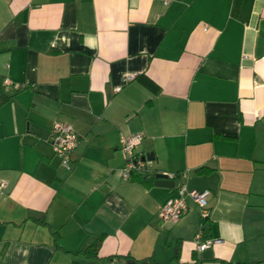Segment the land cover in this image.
<instances>
[{"label":"crops","instance_id":"obj_1","mask_svg":"<svg viewBox=\"0 0 264 264\" xmlns=\"http://www.w3.org/2000/svg\"><path fill=\"white\" fill-rule=\"evenodd\" d=\"M262 58L264 0H0V264H264ZM135 133L173 186L121 177ZM180 183L207 218L159 216Z\"/></svg>","mask_w":264,"mask_h":264},{"label":"built area","instance_id":"obj_2","mask_svg":"<svg viewBox=\"0 0 264 264\" xmlns=\"http://www.w3.org/2000/svg\"><path fill=\"white\" fill-rule=\"evenodd\" d=\"M264 60V58H262ZM137 76L135 72L124 73L122 77V82L127 83ZM120 86L116 90H120ZM142 134L135 133L131 135H121L120 137V147L125 154L127 161L122 169L121 177L124 180L129 179L131 173L135 170L145 168L146 161L142 159H137L135 157L134 149L141 142ZM78 142V136L73 129L71 124L68 123H56L52 130L51 135V145L53 151L62 159V163L66 168H69V161L72 151L76 147ZM174 174H171L172 177ZM6 184L0 182V194L3 193ZM210 196V191L208 189H203L200 191L189 190L185 184L180 183L177 186V194L171 196L165 200V202L159 208V216L164 219H169L172 221L179 220L188 210L187 200L191 199L199 208V215L202 219L209 216L208 208V197ZM200 233L198 232L195 236L196 238V250L198 252H203L204 250L210 248L213 240L200 241ZM101 264H117L114 259H108Z\"/></svg>","mask_w":264,"mask_h":264},{"label":"water","instance_id":"obj_3","mask_svg":"<svg viewBox=\"0 0 264 264\" xmlns=\"http://www.w3.org/2000/svg\"><path fill=\"white\" fill-rule=\"evenodd\" d=\"M151 160V158L149 156H145V157H142V160ZM155 182L154 184L157 185V186H165V187H170V186H173L175 184V181L173 179H168L167 178V174H164V173H156L155 175ZM211 250L210 249H207V250H204L202 252V257L204 259H207V258H210L211 257Z\"/></svg>","mask_w":264,"mask_h":264},{"label":"trees","instance_id":"obj_4","mask_svg":"<svg viewBox=\"0 0 264 264\" xmlns=\"http://www.w3.org/2000/svg\"><path fill=\"white\" fill-rule=\"evenodd\" d=\"M155 174L151 173L146 167L145 168H142V169H139V170H135L131 173L130 177L131 178L132 176H134L137 180L139 181H144L145 179L147 180L148 178H155L154 176ZM178 177L177 174H174L172 176L173 179H176ZM149 179V180H151ZM98 242H99V239H98ZM177 254V252H176ZM92 255H96V249L92 250ZM177 256V255H176ZM222 264H225V263H222Z\"/></svg>","mask_w":264,"mask_h":264}]
</instances>
